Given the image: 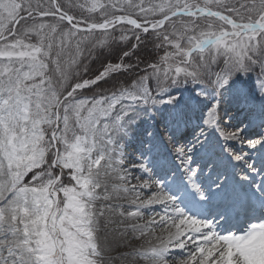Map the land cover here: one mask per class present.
Instances as JSON below:
<instances>
[{
  "label": "snow or ice",
  "instance_id": "snow-or-ice-1",
  "mask_svg": "<svg viewBox=\"0 0 264 264\" xmlns=\"http://www.w3.org/2000/svg\"><path fill=\"white\" fill-rule=\"evenodd\" d=\"M0 264H264V0H0Z\"/></svg>",
  "mask_w": 264,
  "mask_h": 264
},
{
  "label": "bare ground",
  "instance_id": "bare-ground-1",
  "mask_svg": "<svg viewBox=\"0 0 264 264\" xmlns=\"http://www.w3.org/2000/svg\"><path fill=\"white\" fill-rule=\"evenodd\" d=\"M130 150V149H129Z\"/></svg>",
  "mask_w": 264,
  "mask_h": 264
}]
</instances>
